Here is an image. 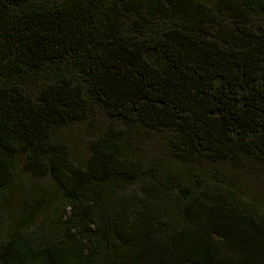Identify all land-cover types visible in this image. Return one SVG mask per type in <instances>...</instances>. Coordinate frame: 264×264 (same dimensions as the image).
<instances>
[{"label": "trees", "instance_id": "trees-1", "mask_svg": "<svg viewBox=\"0 0 264 264\" xmlns=\"http://www.w3.org/2000/svg\"><path fill=\"white\" fill-rule=\"evenodd\" d=\"M97 111L77 165L55 132ZM205 159L264 163V0H0V264H264L259 198Z\"/></svg>", "mask_w": 264, "mask_h": 264}, {"label": "rangeland", "instance_id": "rangeland-1", "mask_svg": "<svg viewBox=\"0 0 264 264\" xmlns=\"http://www.w3.org/2000/svg\"><path fill=\"white\" fill-rule=\"evenodd\" d=\"M209 6H213L215 0H203ZM131 25L127 23L126 28L131 30ZM160 26L167 27L166 23H162ZM161 29V28H160ZM132 31V30H131ZM154 34V33H152ZM35 89V88H33ZM107 117L103 114H100L97 111L94 115L93 120L83 121L81 123L70 124L68 126H63L55 132V138H61L65 141L72 153V159L77 165H83L86 161V156L88 155L86 144L89 139L93 138L95 135L100 134L104 128ZM149 135L144 140L145 146L141 145L145 149H149V156L153 155H163L168 157L162 150L161 145L158 141V136L155 132H149ZM162 153V154H161ZM169 160V158H166ZM194 171L196 173H203L205 179L210 181V179L220 177L221 173L226 176H234V180H240L243 184H237V189L240 186L252 188L254 194L259 198L260 206L264 207V163L254 164L246 169H235L231 168L223 162H213L211 160H203L199 165L195 166ZM223 179V176H221ZM18 178L20 184H22L25 189L33 190L35 193L43 191L50 193H57L56 185L49 179V177L34 178L32 175L23 171L18 170ZM236 182V181H235ZM240 189V188H239ZM24 191L23 188L14 189L13 192L6 195L9 207H12V203L18 202L19 196ZM249 195H246L244 198L248 199ZM6 210V209H5ZM6 218L8 215L5 212ZM43 218V217H42Z\"/></svg>", "mask_w": 264, "mask_h": 264}]
</instances>
